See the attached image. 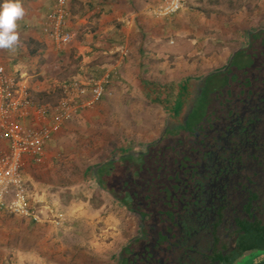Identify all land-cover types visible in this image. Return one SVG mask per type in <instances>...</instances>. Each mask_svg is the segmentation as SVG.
Here are the masks:
<instances>
[{
  "label": "rangeland",
  "instance_id": "obj_1",
  "mask_svg": "<svg viewBox=\"0 0 264 264\" xmlns=\"http://www.w3.org/2000/svg\"><path fill=\"white\" fill-rule=\"evenodd\" d=\"M40 1L47 0H22V6L31 9ZM159 4L71 0L69 48L59 51L45 36L39 55L31 57L35 45L29 48L25 36L19 51L0 49V67L39 102H57L66 83L94 77L93 66L106 70L102 78L111 71L106 98L55 134L42 163L26 160L24 182L42 221L32 225L30 219L0 210V264H116L114 255L135 221L91 182V169L118 151L157 139L175 106L167 103L168 86H180L178 103L192 77L227 61L235 33L250 13L264 12V0H184L177 15L161 18L155 13ZM4 149L0 145V153ZM112 169L109 163L103 171ZM106 181L112 189L114 182ZM259 251L244 262L264 259V250Z\"/></svg>",
  "mask_w": 264,
  "mask_h": 264
},
{
  "label": "flooded vegetation",
  "instance_id": "obj_2",
  "mask_svg": "<svg viewBox=\"0 0 264 264\" xmlns=\"http://www.w3.org/2000/svg\"><path fill=\"white\" fill-rule=\"evenodd\" d=\"M250 14L227 61L191 78L157 139L97 173L135 221L115 263L248 264L246 253L264 250V12Z\"/></svg>",
  "mask_w": 264,
  "mask_h": 264
},
{
  "label": "built area",
  "instance_id": "obj_3",
  "mask_svg": "<svg viewBox=\"0 0 264 264\" xmlns=\"http://www.w3.org/2000/svg\"><path fill=\"white\" fill-rule=\"evenodd\" d=\"M156 15L171 18L184 8V0H159ZM71 0H54L43 23L44 35L59 51L69 48L73 34L68 29ZM110 75L102 79L80 76L63 87L61 98L42 104L25 84L11 78L0 67V210L35 222H41L35 211L23 178L26 160L44 161L54 135L80 110L95 106L106 94Z\"/></svg>",
  "mask_w": 264,
  "mask_h": 264
},
{
  "label": "clouds",
  "instance_id": "obj_4",
  "mask_svg": "<svg viewBox=\"0 0 264 264\" xmlns=\"http://www.w3.org/2000/svg\"><path fill=\"white\" fill-rule=\"evenodd\" d=\"M25 15L22 0H3L0 4V49L12 51L19 46L18 21Z\"/></svg>",
  "mask_w": 264,
  "mask_h": 264
},
{
  "label": "crops",
  "instance_id": "obj_5",
  "mask_svg": "<svg viewBox=\"0 0 264 264\" xmlns=\"http://www.w3.org/2000/svg\"><path fill=\"white\" fill-rule=\"evenodd\" d=\"M47 1L45 2L40 1L38 2V4L35 5L31 3L30 4L31 9H29L28 6H23L26 11V15L22 20L18 21V29H17V31L20 34V39L26 36L30 40L33 39L35 41H38L39 43L42 42V40L45 37L43 33V22H45L44 20H46L54 0H47ZM1 2L2 1L0 0V3ZM36 5H37V9L34 7ZM74 16H76V14ZM41 18L44 19L43 22L41 21L42 20ZM109 74H111V71L107 73V75Z\"/></svg>",
  "mask_w": 264,
  "mask_h": 264
},
{
  "label": "trees",
  "instance_id": "obj_6",
  "mask_svg": "<svg viewBox=\"0 0 264 264\" xmlns=\"http://www.w3.org/2000/svg\"><path fill=\"white\" fill-rule=\"evenodd\" d=\"M30 45H29V48H30V46H31V44H34L35 45V47L30 51V56L31 57H34V56H38L39 55V47H40V43L38 42V41H35V40H33V39H31L30 40V43H29ZM16 50H18L19 51V46H17L16 48H15ZM18 58L17 59H14L13 60V63H12V68H14V66L15 65H17L18 64ZM8 72V71H7ZM91 72L93 73V76H94V78H96V79H101L104 75H105V73H106V70L105 69H103L102 67H96V66H93V67H91ZM109 85V84H108ZM106 86V94H105V96L102 98V100H104L105 98H106V95H107V91H108V87L109 86ZM180 86L178 85V84H176V83H171L169 86H168V93H167V98H166V100H167V103H169L170 104V107L172 108L176 103H175V101L177 100V97L179 96V93H180ZM101 100V101H102ZM40 103H42V104H45V103H49V102H45V101H40ZM83 110H80L78 113H77V115H79V114H81V112H82ZM76 114L73 116V118L74 117H76L77 116ZM72 118V119H73ZM72 121V120H71ZM70 121V122H71ZM54 137H55V135H54ZM53 137V138H54ZM112 163V162H111ZM106 166V165H105ZM104 166V167H105ZM103 167V168H104ZM103 168L101 169V170H103ZM104 190H106V191H108V188H107V186L106 185H104V184H102V185H100ZM30 222H31V224L32 225H36L37 224V222H35V221H33V220H30Z\"/></svg>",
  "mask_w": 264,
  "mask_h": 264
},
{
  "label": "water",
  "instance_id": "obj_7",
  "mask_svg": "<svg viewBox=\"0 0 264 264\" xmlns=\"http://www.w3.org/2000/svg\"><path fill=\"white\" fill-rule=\"evenodd\" d=\"M129 151L130 150H128V149L127 150H123V151H118V152L114 153L105 163L93 167L91 169V171H90V180H91V182H93L96 185H98V183H96V179L95 178L97 177V173L99 172V170H101L105 165L113 162L114 159H117L119 156L126 155ZM98 186L100 187V185H98ZM259 252H261V251L258 250L257 252H253V253L249 252V253H246L244 261L247 260L250 256L254 255L255 253H259ZM262 254L264 255V253H262Z\"/></svg>",
  "mask_w": 264,
  "mask_h": 264
}]
</instances>
